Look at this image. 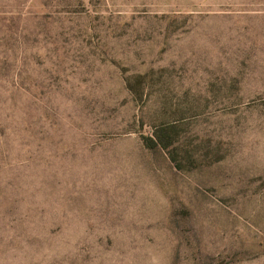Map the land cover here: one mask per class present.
Returning a JSON list of instances; mask_svg holds the SVG:
<instances>
[{
	"label": "rangeland",
	"instance_id": "374dc122",
	"mask_svg": "<svg viewBox=\"0 0 264 264\" xmlns=\"http://www.w3.org/2000/svg\"><path fill=\"white\" fill-rule=\"evenodd\" d=\"M0 264H264V0H0Z\"/></svg>",
	"mask_w": 264,
	"mask_h": 264
},
{
	"label": "trees",
	"instance_id": "16d2710c",
	"mask_svg": "<svg viewBox=\"0 0 264 264\" xmlns=\"http://www.w3.org/2000/svg\"><path fill=\"white\" fill-rule=\"evenodd\" d=\"M147 140L150 142L149 147H165L164 141L160 138V135L156 131L153 132V138H148Z\"/></svg>",
	"mask_w": 264,
	"mask_h": 264
}]
</instances>
